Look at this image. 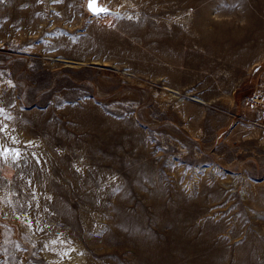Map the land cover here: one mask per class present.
Listing matches in <instances>:
<instances>
[{
    "label": "rangeland",
    "instance_id": "1",
    "mask_svg": "<svg viewBox=\"0 0 264 264\" xmlns=\"http://www.w3.org/2000/svg\"><path fill=\"white\" fill-rule=\"evenodd\" d=\"M0 0V264H264V0Z\"/></svg>",
    "mask_w": 264,
    "mask_h": 264
},
{
    "label": "snow or ice",
    "instance_id": "2",
    "mask_svg": "<svg viewBox=\"0 0 264 264\" xmlns=\"http://www.w3.org/2000/svg\"><path fill=\"white\" fill-rule=\"evenodd\" d=\"M89 9L94 12L96 15L101 13H106L108 10L98 7V0H89Z\"/></svg>",
    "mask_w": 264,
    "mask_h": 264
},
{
    "label": "water",
    "instance_id": "3",
    "mask_svg": "<svg viewBox=\"0 0 264 264\" xmlns=\"http://www.w3.org/2000/svg\"><path fill=\"white\" fill-rule=\"evenodd\" d=\"M88 7H89V3H88ZM98 7H101V8L106 9V7H105L103 4L99 3V0H98ZM92 12H93V11H92Z\"/></svg>",
    "mask_w": 264,
    "mask_h": 264
}]
</instances>
